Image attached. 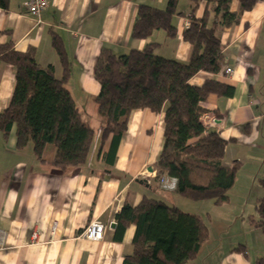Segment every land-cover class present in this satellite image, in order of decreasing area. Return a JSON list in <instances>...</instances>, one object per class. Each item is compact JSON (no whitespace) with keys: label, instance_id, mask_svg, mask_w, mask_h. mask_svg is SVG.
Segmentation results:
<instances>
[{"label":"crops","instance_id":"obj_1","mask_svg":"<svg viewBox=\"0 0 264 264\" xmlns=\"http://www.w3.org/2000/svg\"><path fill=\"white\" fill-rule=\"evenodd\" d=\"M24 1L9 0L7 8L0 9V45L11 43L18 52L32 49L35 62L51 66L61 80L63 68L50 35L59 38L68 68L64 86L91 127L93 141L82 166L57 170L39 163L31 145L16 149L15 127L7 139L0 133V264H123L132 252L134 227L125 231L120 243L114 241L115 228L110 229L111 224L116 227L115 216L123 204L136 206L148 191L161 192L166 197L158 199L176 207L174 201L184 199L174 193L175 182L164 189L154 181L165 107L158 114L132 111L115 162L106 165L103 155L110 139L100 148L102 122L93 101L100 88L94 69L103 50L120 56L148 44L154 55L187 64L192 47L182 34L190 3H178L182 16L173 20L175 38L158 31L139 41L131 37L138 7L163 10L167 0H49L38 18L25 12ZM203 9L202 3L197 19ZM230 9L238 13L239 1L232 0ZM220 42V72H199L188 84L200 88L214 80L234 89L231 98L210 95L201 108L211 115L208 128L227 141L222 166L237 164V172L227 203L193 202L206 203L197 216L206 223L209 237L188 264H264V232L249 222L257 219L255 206L263 195L258 180L264 169V0H256L238 24L225 29ZM228 68L232 74L226 76ZM13 88V68L0 62V113L8 107ZM93 221L105 227L100 243L78 237Z\"/></svg>","mask_w":264,"mask_h":264},{"label":"trees","instance_id":"obj_2","mask_svg":"<svg viewBox=\"0 0 264 264\" xmlns=\"http://www.w3.org/2000/svg\"><path fill=\"white\" fill-rule=\"evenodd\" d=\"M8 1L0 0L1 10L7 8ZM179 1L167 0L163 10L138 7L132 39L145 41L158 31L167 38H175L173 20L182 16L177 13ZM187 1L190 19L182 34L183 41L192 47L187 64L154 55L152 44L120 56L110 50L100 52L94 69L100 89L93 99L102 122L100 148L109 138L110 146L103 160L111 167L131 112L147 109L158 114L165 107L163 143L154 165L156 185L163 186L169 178L175 182L174 193L182 199L221 206L229 201L237 164L230 168L222 166L227 141L204 128L201 116L208 111L201 104L210 95L231 98L234 89L214 80L196 88L188 81L199 72H220L224 58L222 32L238 24L240 15L249 11L256 0H238V13L230 9L232 0ZM202 3L203 13L197 19L195 12ZM50 45L63 68L61 80L54 77L51 66L42 67L35 62L32 49L18 52L11 43L0 45V62L14 72L10 102L0 113V133L7 139L15 127L16 149L31 145L39 163L64 170L86 162L93 131L64 86L67 61L56 35H50ZM258 184L263 195L255 206L257 219L253 217L249 222L264 232V169ZM115 223L117 243L129 227H134L132 252L124 256L123 264H188L209 237L202 218L157 197L144 196L134 207L123 204Z\"/></svg>","mask_w":264,"mask_h":264},{"label":"built area","instance_id":"obj_3","mask_svg":"<svg viewBox=\"0 0 264 264\" xmlns=\"http://www.w3.org/2000/svg\"><path fill=\"white\" fill-rule=\"evenodd\" d=\"M49 5V0H25L22 3V7L25 12L32 16L38 18L39 15L46 10ZM190 17H186L185 19V27L187 28L189 25ZM226 76L232 74V69L228 68L225 71ZM211 115L204 114L201 116V122L205 129H208L211 123ZM174 180L165 179L163 188L171 189L173 188ZM105 227L101 223L97 221L91 222L79 235L78 237L83 240H87L92 243H100L104 237ZM34 236V235H33Z\"/></svg>","mask_w":264,"mask_h":264},{"label":"rangeland","instance_id":"obj_4","mask_svg":"<svg viewBox=\"0 0 264 264\" xmlns=\"http://www.w3.org/2000/svg\"><path fill=\"white\" fill-rule=\"evenodd\" d=\"M95 125V124H94ZM152 192V191H151ZM144 195L147 197V198H160V197H166V195H164V194H162L161 192H159L158 191V194H156L155 193V191H154V193L152 192V194L151 193H149V191L148 192H144ZM172 196L170 195V196H168V198H171ZM251 197H253V199L255 198V196L254 195H251ZM164 199H166V198H164ZM168 201V200H167ZM168 203H169V201H168ZM174 203H175V205H178L179 207H180V209H181V211H183V212H185V213H190V214H194V215H198V212H200L201 210H202V208L205 206V204L204 203H193V202H191V201H186V200H184V201H181V199H180V201H174ZM177 206V207H178ZM211 211V210H210ZM210 211H208L209 213H210Z\"/></svg>","mask_w":264,"mask_h":264},{"label":"water","instance_id":"obj_5","mask_svg":"<svg viewBox=\"0 0 264 264\" xmlns=\"http://www.w3.org/2000/svg\"><path fill=\"white\" fill-rule=\"evenodd\" d=\"M148 171L151 172V169H148ZM144 182H145V181H144ZM113 228H115V224H111V225H110V229H113Z\"/></svg>","mask_w":264,"mask_h":264}]
</instances>
